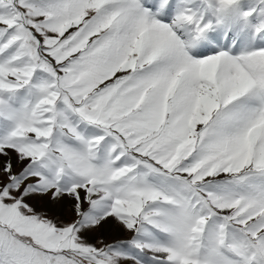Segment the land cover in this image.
<instances>
[{
  "label": "snow or ice",
  "instance_id": "snow-or-ice-1",
  "mask_svg": "<svg viewBox=\"0 0 264 264\" xmlns=\"http://www.w3.org/2000/svg\"><path fill=\"white\" fill-rule=\"evenodd\" d=\"M0 264H264V0H0Z\"/></svg>",
  "mask_w": 264,
  "mask_h": 264
},
{
  "label": "rangeland",
  "instance_id": "rangeland-1",
  "mask_svg": "<svg viewBox=\"0 0 264 264\" xmlns=\"http://www.w3.org/2000/svg\"><path fill=\"white\" fill-rule=\"evenodd\" d=\"M113 235H115V233H113Z\"/></svg>",
  "mask_w": 264,
  "mask_h": 264
}]
</instances>
